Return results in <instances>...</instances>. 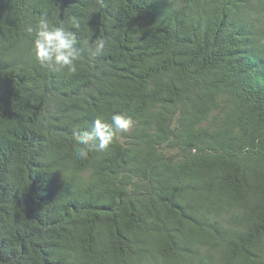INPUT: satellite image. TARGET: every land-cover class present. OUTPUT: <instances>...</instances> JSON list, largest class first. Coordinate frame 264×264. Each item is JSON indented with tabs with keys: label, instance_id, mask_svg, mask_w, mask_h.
<instances>
[{
	"label": "trees",
	"instance_id": "1",
	"mask_svg": "<svg viewBox=\"0 0 264 264\" xmlns=\"http://www.w3.org/2000/svg\"><path fill=\"white\" fill-rule=\"evenodd\" d=\"M41 15L75 73L36 62ZM114 113L131 131L77 158ZM0 261L264 264V0H0Z\"/></svg>",
	"mask_w": 264,
	"mask_h": 264
},
{
	"label": "clouds",
	"instance_id": "2",
	"mask_svg": "<svg viewBox=\"0 0 264 264\" xmlns=\"http://www.w3.org/2000/svg\"><path fill=\"white\" fill-rule=\"evenodd\" d=\"M72 26L80 27L77 20L72 18ZM25 31L31 38L32 52L40 67L60 73L67 70L77 71V61L80 59L79 38L75 31L66 26L61 19L52 20L47 15H41L34 26L29 25ZM90 54L95 57L105 51L106 42L103 38L85 41ZM135 121L124 113H114L110 121L96 117L81 130L75 128L72 133L74 151L79 159H87L92 151L104 152L115 140L131 131ZM0 264H3L0 261Z\"/></svg>",
	"mask_w": 264,
	"mask_h": 264
}]
</instances>
